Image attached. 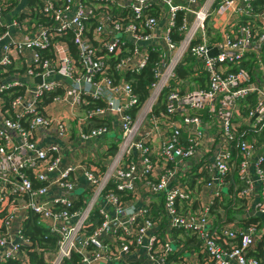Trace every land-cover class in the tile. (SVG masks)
Here are the masks:
<instances>
[{
	"label": "built area",
	"instance_id": "1",
	"mask_svg": "<svg viewBox=\"0 0 264 264\" xmlns=\"http://www.w3.org/2000/svg\"><path fill=\"white\" fill-rule=\"evenodd\" d=\"M11 2L0 0V93H20L6 106L0 101V263L28 264L31 243L21 226L34 215L56 236L54 249L32 246L43 264H71L73 255L78 264L130 255L126 264H181L170 257L182 247L173 230L196 238L197 264H264V247L262 259L248 253L264 234L261 226L215 224L207 215V202L227 186L222 178L231 173L234 148L244 187L231 197L245 198V214L264 219V151L256 153L264 143V0H26L9 16ZM149 63L152 79L139 100L123 75ZM188 65L204 86L180 92L175 69ZM250 96L253 103L237 111ZM46 106L78 116L81 142L101 138L116 120L114 151L81 170L84 206L82 195L72 198L76 166H60L57 139L65 140V126L45 114ZM201 111L218 130L209 155L213 176L195 168L208 172L202 186L209 200L191 209L190 191L175 174L179 162L201 157ZM167 125L157 150L163 166L154 169L152 131ZM44 135L50 138L41 145ZM119 191L146 197L130 204ZM93 213L99 223L86 229ZM233 238L238 243L231 246Z\"/></svg>",
	"mask_w": 264,
	"mask_h": 264
},
{
	"label": "crops",
	"instance_id": "2",
	"mask_svg": "<svg viewBox=\"0 0 264 264\" xmlns=\"http://www.w3.org/2000/svg\"><path fill=\"white\" fill-rule=\"evenodd\" d=\"M13 2V3H12ZM11 6L8 8L7 12L9 16H14L17 12H21L26 7V0H12ZM25 2V3H24ZM232 21H236L235 18L230 17ZM223 23V21H222ZM220 26V24H218ZM187 65V64H186ZM197 68H191L190 65L187 67V74L184 75V77L175 76L174 85L180 92H186L190 91L199 87L204 86L202 83V79L196 80V81H189L188 84H184L186 82V79H190L191 77L197 76V74H194L192 71H195ZM198 71V70H197ZM3 101V100H0ZM236 110L242 112V108L244 107V101L241 103H237ZM243 106V107H242ZM44 112L48 116H53L56 118H59L62 120L65 130H66V136L65 140L59 141L57 139V142L60 144V166L62 165H71L76 166L75 171L71 174L70 179L74 182L75 190L72 193V198H75L76 195H82L83 197V206L86 202V199L88 197V194L85 195L84 192L81 190L85 186V180L81 175V170L83 168H88L89 166H95L97 163H101L108 145L111 143H114L117 139L118 130L116 127V120L113 119L112 122L109 125L108 132L102 136L101 138H96L92 140H88L85 142H81L79 138L77 137V129L79 126L76 124L77 117L74 116L72 113H68L67 111L61 109L60 107H44ZM78 112V110H77ZM201 125H200V131L202 133V136L200 138V158L196 159V162L193 160H187L183 162H179L178 169L176 171L175 176L184 183L187 188L190 191L191 196V202H195L193 204H190L191 209H196L205 202L209 200V192L207 188L203 186H199L196 184H191V181L196 182V178L193 175V171L197 166H202V170H207L211 176H213V172L211 170H208L209 162H210V152H215V146L211 145L214 144V140L216 137V133L218 130L217 123L215 119L210 118L206 112L201 111ZM175 120H177V117H175ZM175 121V122H176ZM155 131H152V137L150 139V145L153 148V152L150 154L151 162L154 164V169L156 167H162L163 163L160 160L157 150L160 147L161 141L167 136L169 133V127L164 126H155ZM139 135V133H138ZM49 135H44L42 138H39V141L41 142V145H45L46 142L49 139ZM264 151V143L263 148L257 149L256 153H261ZM169 166H166L165 169H167ZM211 171V172H210ZM200 179H204L205 176L201 175L199 176ZM230 182V181H229ZM54 192V189H51L49 194H52ZM84 195V196H83ZM146 196L143 194V192H138L136 194H131L129 196V200H125V202H130V204L135 203L136 205L140 204V200L144 199ZM154 196L150 195L149 198H153ZM253 197L259 198L257 194H255ZM157 205L154 202L153 203V209H156ZM185 206L182 205V209H184ZM153 211L152 209H150ZM261 229L264 230V219L263 224H261ZM0 226V231H1ZM173 240L176 244H181L182 247L180 250L174 251L170 256L175 257L177 259L181 260V264H197L196 256H198L197 253V247L194 245L195 243L190 242V238L187 233L183 232H176L172 233ZM264 239V234H262ZM112 244L106 245V250L111 248ZM137 256H140L138 254H135ZM134 255H130L128 257L121 256L118 259H114L110 262V264H126L128 261H131ZM131 259V260H130ZM8 261V260H6ZM4 261V262H6ZM140 260L136 261L139 262ZM2 263V262H1ZM0 263V264H1ZM168 264V262L166 263Z\"/></svg>",
	"mask_w": 264,
	"mask_h": 264
},
{
	"label": "trees",
	"instance_id": "3",
	"mask_svg": "<svg viewBox=\"0 0 264 264\" xmlns=\"http://www.w3.org/2000/svg\"><path fill=\"white\" fill-rule=\"evenodd\" d=\"M260 3V0H259ZM154 59V53L151 52V57H149L150 61H153ZM175 73L178 76L184 77V75L187 74V68L185 67H176ZM202 75V74H201ZM1 76V75H0ZM124 79L129 81L130 85L132 86L133 90L138 94L139 100H142L145 95H146V89L149 84V82L152 79V73H151V64L149 63L146 67L141 69L138 73H125L123 75ZM199 77H191L190 79H187L188 81H196L199 80ZM203 79V77L201 78ZM200 79V80H201ZM9 91V90H8ZM12 92L10 95H5L0 93V98L4 100L5 106L9 102L10 98L15 95L20 93V89L18 88H13L11 90ZM18 91V92H15ZM51 94H48V97L44 98V103L48 102L50 100ZM252 96L246 98L244 100V107L241 109L242 112L247 109V104H252ZM252 135V132H248V134L245 135L247 139L250 138ZM254 137H256L257 142L259 143L262 138V133L260 134H254ZM114 143H111L107 147V151L109 153H112L114 151ZM231 156L234 158V165L233 168L231 169V173L229 175L223 176V183L227 184V186L221 191H219V194L217 196L210 198V201L207 202V215L209 219L215 224H223V223H235L238 224L239 227L245 228L247 226H252L254 230H258L261 224H263V219L261 218L260 215H246L245 214V203L246 200L245 198L242 197H231L232 190L235 188V190H240L241 188L244 187V183L238 180L235 167H236V162L238 161V157L236 156V149L232 148L231 150ZM193 175L196 178L195 181H191V184H196V185H203L207 180L209 179L208 172L202 171L201 173H196L195 169L193 171ZM204 175V179H200L199 176ZM231 178L233 179L231 181ZM230 181V182H229ZM232 182V183H231ZM35 182L32 181V184ZM119 194L121 199L129 198L130 194L124 193L122 191L116 192ZM195 202H191L193 204ZM81 204V200L79 202H74L73 205L76 207ZM153 211H148L147 214L153 213ZM1 217V215H0ZM99 223V218L96 213H93L92 216L89 218L88 225L86 229H90L92 227V224H98ZM40 222L37 221L36 217L34 215H29L25 220L22 222L21 226V231L23 235L28 239V241L31 243V246L26 248V258L28 260V264H43L40 255L32 250V246L35 245L38 248H44L47 250H51L55 248V241H56V236L49 233L48 230L43 227ZM173 233L175 231L173 230ZM262 236V235H261ZM190 242L194 243L196 242V238L194 236H189ZM231 241V246L236 245L238 243V238H233L230 240ZM220 245L223 248H228L230 246H225L221 242H219ZM196 245V243L194 244ZM264 247V239L263 237H260L259 239L255 240L253 242V245L250 247V252L248 251L249 255L254 256L256 259H262V250ZM198 253V249H197ZM203 254V253H201ZM200 255V254H198ZM173 258L172 256H170ZM1 264H19L17 261H12L8 260L6 262H2ZM71 264H78L77 262V256L73 255L72 257V262Z\"/></svg>",
	"mask_w": 264,
	"mask_h": 264
},
{
	"label": "water",
	"instance_id": "4",
	"mask_svg": "<svg viewBox=\"0 0 264 264\" xmlns=\"http://www.w3.org/2000/svg\"><path fill=\"white\" fill-rule=\"evenodd\" d=\"M212 52H213V51H209L208 54H211ZM33 81L39 83V82H40V77H39V76H35V77L33 78ZM176 159H177V158H176Z\"/></svg>",
	"mask_w": 264,
	"mask_h": 264
},
{
	"label": "rangeland",
	"instance_id": "5",
	"mask_svg": "<svg viewBox=\"0 0 264 264\" xmlns=\"http://www.w3.org/2000/svg\"><path fill=\"white\" fill-rule=\"evenodd\" d=\"M216 32H218V31H216ZM215 33V32H214ZM11 71L13 70L12 68L10 69ZM186 79V78H185ZM188 80L186 79V82L184 83V84H188ZM193 82V81H192ZM15 92H18V91H15ZM1 102H4V101H1ZM0 141H2L1 139H0Z\"/></svg>",
	"mask_w": 264,
	"mask_h": 264
}]
</instances>
